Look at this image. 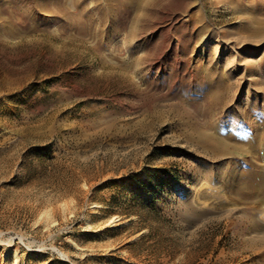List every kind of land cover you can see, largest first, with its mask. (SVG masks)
<instances>
[{
    "label": "rangeland",
    "instance_id": "obj_1",
    "mask_svg": "<svg viewBox=\"0 0 264 264\" xmlns=\"http://www.w3.org/2000/svg\"><path fill=\"white\" fill-rule=\"evenodd\" d=\"M141 1L0 0V264H264V0Z\"/></svg>",
    "mask_w": 264,
    "mask_h": 264
},
{
    "label": "bare ground",
    "instance_id": "obj_2",
    "mask_svg": "<svg viewBox=\"0 0 264 264\" xmlns=\"http://www.w3.org/2000/svg\"><path fill=\"white\" fill-rule=\"evenodd\" d=\"M114 0H108V3H107V11L108 12H110V13H113V11L115 10V4H114V2H113ZM117 2V1H116ZM120 2V1H119ZM123 2V1H122ZM126 2V1H125ZM134 2H136L134 5L138 8H140V9H142V10H144V8H145V5L147 4L146 2L144 3V4H142L141 5V0H134ZM192 4H191V6H188L187 7V10H191L190 11V15H191V17H198L199 16V11L198 10H196V8H195V5H194V3L193 2H191ZM122 4V3H121ZM119 6H120V4H119ZM118 8V7H117ZM138 17V16H137ZM138 19V18H137ZM199 21L200 22H202V19L201 18H199ZM192 23H193V21H192ZM228 64V63H227ZM228 67V66H227ZM202 137H203V139H205V140H207L208 141V143H214V142H218L219 144H220V146H225V142H223V140L221 139V138H219V137H217V136H212V135H208V133L206 134V133H203V131H202ZM216 144V143H215ZM208 145V144H207Z\"/></svg>",
    "mask_w": 264,
    "mask_h": 264
}]
</instances>
